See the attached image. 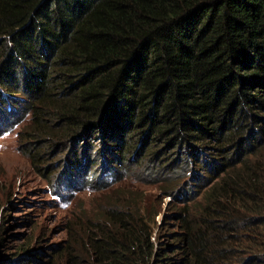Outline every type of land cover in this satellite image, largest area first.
Masks as SVG:
<instances>
[{"label": "trees", "instance_id": "obj_1", "mask_svg": "<svg viewBox=\"0 0 264 264\" xmlns=\"http://www.w3.org/2000/svg\"><path fill=\"white\" fill-rule=\"evenodd\" d=\"M0 101L29 115L24 139L60 128L78 156L111 126L161 139L173 196L189 155L202 167L155 242L133 197L110 198L50 264H264V0H0Z\"/></svg>", "mask_w": 264, "mask_h": 264}, {"label": "rangeland", "instance_id": "obj_2", "mask_svg": "<svg viewBox=\"0 0 264 264\" xmlns=\"http://www.w3.org/2000/svg\"><path fill=\"white\" fill-rule=\"evenodd\" d=\"M29 121L24 109L8 110L0 103V264H50L51 256L67 241L73 219L93 221L97 213L93 210L101 209L104 202H112L110 198L124 197L128 201L133 197L127 212L142 206L144 227L157 234L172 224L175 207L189 195L192 184L200 183L192 173L201 172L202 167H197L194 156L189 155L190 161L185 168L180 167L179 180L171 189L174 196L165 191L172 177H167V181L157 179L155 171L165 174L167 169L157 166L159 158H150L152 145L161 144V139L143 132L128 139L133 126L106 127L105 134L98 130L87 138L79 137L82 139L78 141V156L73 149L75 136L63 137L60 128L47 135L52 147L45 143L44 147L39 146L46 141L42 136L39 144L24 139L29 137ZM140 136L144 144L140 143ZM36 148L47 151L38 168L31 162ZM108 156L107 181L114 179L116 171L125 164L131 170L123 173L128 177L121 185L112 181L110 188L102 190L97 186L98 176ZM82 164L83 170H79ZM181 190L182 199L177 195ZM129 191L130 196L126 194ZM22 245H28L29 250L22 253Z\"/></svg>", "mask_w": 264, "mask_h": 264}, {"label": "clouds", "instance_id": "obj_3", "mask_svg": "<svg viewBox=\"0 0 264 264\" xmlns=\"http://www.w3.org/2000/svg\"><path fill=\"white\" fill-rule=\"evenodd\" d=\"M85 163H86V162H85ZM85 163H84V164H85ZM84 164H82V165L80 166L79 170H83V165H84ZM88 164H89V163H88ZM75 168H76V167H74V170H75ZM107 168H108V166H107ZM107 168H106V169H107ZM106 169H102L101 172L99 173V176H98V184H99V185H97V186H98V189H102V190H104V189L110 188V187H108V185H109L110 183H112V181H113V183L115 184V180L119 178V175L116 174L115 177H114V179H113V178H110V180L107 181L106 178L108 177L109 172H106ZM72 170H73V169H72ZM123 173H125V172H123ZM123 175H125V174H123ZM117 184H118V183H117ZM67 185H68V184H67ZM70 187H74V185H72V186H70ZM111 187H112V186H111ZM141 210H142V208H141ZM142 213H143V212H142ZM168 225H170V224H168ZM168 225H166L165 228L159 230V232H158L157 234H154V235H153V232H152V236H151V238H152V241H153V242H155V238H156V236H157L159 233L164 232V231L168 228ZM18 256H20V255H18ZM51 257H52V256H51ZM51 259H52V258H51ZM50 261H51V260H50Z\"/></svg>", "mask_w": 264, "mask_h": 264}]
</instances>
